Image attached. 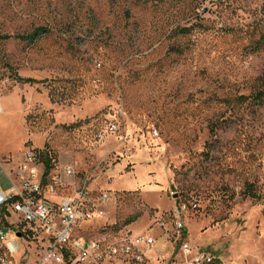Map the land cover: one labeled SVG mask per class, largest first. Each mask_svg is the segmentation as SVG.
Listing matches in <instances>:
<instances>
[{"label": "rangeland", "instance_id": "obj_1", "mask_svg": "<svg viewBox=\"0 0 264 264\" xmlns=\"http://www.w3.org/2000/svg\"><path fill=\"white\" fill-rule=\"evenodd\" d=\"M38 25L55 31L0 41L6 168L50 152L54 199L89 176L117 198L76 234L151 233L150 264H190L185 245L213 264H264V0H0L1 33ZM45 241L21 238L18 264Z\"/></svg>", "mask_w": 264, "mask_h": 264}, {"label": "built area", "instance_id": "obj_2", "mask_svg": "<svg viewBox=\"0 0 264 264\" xmlns=\"http://www.w3.org/2000/svg\"><path fill=\"white\" fill-rule=\"evenodd\" d=\"M3 111L0 102V114ZM4 162L0 158L6 181V188L0 182V208L4 216L15 215L17 220L0 221V264H18L21 238L29 244L36 234H42L46 241L35 264H148L146 253L155 243L151 233L133 235L129 231L93 237L76 234L77 228L107 217L106 206L116 201V194L103 190L95 195L86 176L72 193L54 199L52 191L62 183L61 176L53 170L45 181L44 165L34 150L27 149L14 168L7 169ZM63 172L68 176L76 173L71 165H65ZM177 225L179 230L183 228L181 223ZM184 251L190 256V264L215 262L207 250L194 251L185 245Z\"/></svg>", "mask_w": 264, "mask_h": 264}, {"label": "trees", "instance_id": "obj_3", "mask_svg": "<svg viewBox=\"0 0 264 264\" xmlns=\"http://www.w3.org/2000/svg\"><path fill=\"white\" fill-rule=\"evenodd\" d=\"M190 28H183V31H189ZM55 29L49 25H38L35 26L31 31L27 33H1L0 32V41L4 40H10V39H19L23 42H26L30 46L36 45L38 42H40L42 39L46 38L47 36H50L54 33ZM62 39L64 44L68 46L70 49H74V46L78 41L76 39L72 38L71 36H68L66 32H63ZM17 79L19 81L23 82H30L35 83L39 82L38 79L32 78V77H21L17 76ZM261 97L264 95V92H260ZM34 151L36 153L37 159L44 165V180L47 181L50 177L51 173L54 170L55 162L53 159L52 154L50 152H46L45 150H40L34 148ZM253 183H247L246 189L244 191L246 197L252 198L254 201H260L262 199V195L255 191ZM3 209L0 210V216L1 219L4 220L5 216L3 214ZM136 220V218H133L129 220L130 222Z\"/></svg>", "mask_w": 264, "mask_h": 264}, {"label": "crops", "instance_id": "obj_4", "mask_svg": "<svg viewBox=\"0 0 264 264\" xmlns=\"http://www.w3.org/2000/svg\"><path fill=\"white\" fill-rule=\"evenodd\" d=\"M63 171V170H62ZM148 264H150V259H149V257H148Z\"/></svg>", "mask_w": 264, "mask_h": 264}]
</instances>
